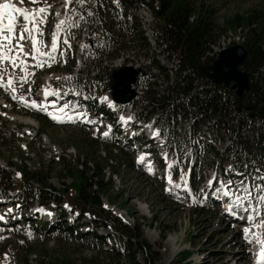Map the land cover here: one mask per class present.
<instances>
[{"label": "rangeland", "instance_id": "1", "mask_svg": "<svg viewBox=\"0 0 264 264\" xmlns=\"http://www.w3.org/2000/svg\"><path fill=\"white\" fill-rule=\"evenodd\" d=\"M192 1L199 7L212 8L215 13L213 20L221 28H226L225 22L232 17L251 12L259 13L264 8V0ZM53 4L58 7L59 0H46V3L44 1L40 3L41 6H48L47 8H52ZM52 13L49 14L48 21L52 19ZM78 26H82V24L79 23L74 27L77 28ZM49 28L50 25L45 27L46 30ZM243 32L241 29L235 33L226 31L214 47L211 55H216L221 49L234 45V42L237 43ZM148 44L151 48L150 51L147 50V45L144 43L142 45L146 50L127 47L122 50L123 56L109 65L113 67L119 63H128L140 66L145 69L146 77L148 75L146 64L152 58H155L156 62H160L161 66L168 68L171 63L166 62L167 59L165 60L164 55L159 50L161 47L158 44L155 47L151 43ZM120 58L121 60H119ZM61 59L66 62L59 64ZM96 62L97 60L88 61L83 55H75L74 51L71 50L67 54L60 55L57 62L53 64L55 69L39 67L40 73L28 83L21 82L22 77L26 78L23 69L14 71L6 68L5 74L14 76L15 80H18V83H15L17 91L31 99L35 94L40 95L41 90L48 85V81L51 79L50 87L53 88L59 87L61 89L65 85L74 86L75 80H72L71 77L77 73L87 74L88 70L77 71L73 68L87 63L88 66H92ZM103 66L108 67L106 64ZM86 69H90V67ZM153 72L156 71L153 70ZM106 74L107 71H105ZM149 82H155V85L150 87ZM149 82L144 78L140 79L137 86L139 97L135 102V107L132 106L136 109L134 112L137 114L131 116L132 120L143 117L144 111L139 109V106H144L153 100L155 93L163 97L167 89L174 84L172 78L166 80L162 76L151 78ZM0 103L7 106V109L0 108V167L14 171L13 167L25 164L30 172L48 175L47 186L53 187L58 192L66 188L71 190V186L74 185V181L64 175L66 169L76 164H84L87 155L99 158L98 162L103 165L105 176L104 191L98 193L100 209L111 212L121 221L126 222L128 226L134 228L135 232L140 235L139 241L142 245L141 248L137 249L135 258L138 264H237L240 257H243L240 260L243 264H253L255 257L251 253L252 246L245 243L242 231H239L234 225H229L225 218L215 211L202 212L200 210L201 204L192 203L189 192H187L188 195L185 194L184 186L189 185L188 175L185 184L183 183L184 176L183 180L180 178L181 170L183 173H188L192 169L191 162L194 163L196 175L191 180V185L198 189L195 195L201 197V190L209 191L208 182L213 177V174L208 176L206 173L210 169L214 170L213 173H221L226 167L224 165L232 161L231 155L224 151L230 140L226 135L212 128L211 124L204 128L200 127L204 132L203 135H200L198 131L197 133L193 132L194 126L191 119L181 122L176 128L178 132L172 128L176 132L175 136H178V133L180 136L178 140L180 147L171 148V153L175 155L173 159H177L176 172L177 176L179 175L177 184L183 183L181 187L183 189L179 190L178 195L180 197L186 195L184 201L178 202L164 191L162 174L156 178H150L144 175L138 167L131 170V160L136 158L137 162V157L133 154L130 157L121 158L122 153L118 149L123 148L125 151L131 152L126 142L113 145L105 140L108 136L102 137L101 134L97 135L96 132L85 127L52 125L30 114V109L26 114L20 111L17 104L5 103L3 92H0ZM125 110L129 115L134 114L132 109ZM105 118L107 119V117ZM256 118L251 119L253 124L261 122ZM234 126L231 125V127ZM146 127L145 129H148L149 133L153 132L149 126ZM233 130L239 132L240 137L248 141L257 138L252 136L250 129H244L239 125H236ZM191 138L193 139L191 140ZM186 146L188 147L187 150ZM214 152L223 155V159L221 161L215 160ZM227 172L224 177L228 175ZM35 184L36 187L39 186L37 185L39 183ZM74 194L76 193L74 192ZM61 197L63 198L58 202L61 204L49 203V201L44 200L39 202L44 205L41 206L34 201L31 206L26 205L24 209V211H28V215L20 216L16 208L18 203L22 201L13 193L5 197L0 192V203L4 204L3 212L9 214L5 220L12 222L13 226L0 227V251H4L1 255L0 264H12L14 258L22 261L29 256L31 264H34L35 261L33 260L36 258L34 254L41 250L46 251L51 257H57L62 250V254L75 261H81L83 258L94 259L97 256L96 251L79 244L76 239L68 241L67 237H62L61 244L63 247H61L57 245L61 237L58 233L56 236L47 235L44 238L32 229L36 217L49 220V215H53L56 218L61 208L70 212L73 217L79 214L73 212L68 202L70 201L68 196L61 195ZM8 206H11L13 213L5 209ZM83 222L87 224L82 227L80 232L92 234L89 237H92L93 234L110 237L106 240L104 249L111 253L112 251L118 252L123 257L121 261L115 264H129L127 245L119 235L113 230L103 227L102 222L95 223V219L89 216H86L81 224ZM28 250L33 252L29 254Z\"/></svg>", "mask_w": 264, "mask_h": 264}, {"label": "trees", "instance_id": "2", "mask_svg": "<svg viewBox=\"0 0 264 264\" xmlns=\"http://www.w3.org/2000/svg\"><path fill=\"white\" fill-rule=\"evenodd\" d=\"M214 15L212 8L199 7L192 0H161L159 7L155 9V16L159 22L157 43L172 65L174 84L167 89L163 97L152 101V110L160 116L158 125L163 133L167 128L170 129L172 121L179 114L184 116L188 114L194 119L202 117L206 121L216 120L217 125L219 123L224 125L234 144L238 142L242 146L243 140L228 127L227 121L236 120L240 127L262 132L256 142H259L258 146L248 147L251 153L247 152L249 158L245 160L253 161L250 157L252 155L264 162V159H261L264 157V115L258 117L261 120L259 124H253L251 119H248V113L240 110L238 100L231 95L230 90L223 86H214L198 76L201 67L214 60L210 56L212 47L217 45L226 31L235 33L241 29L244 31L241 45L248 50L244 68L253 75L252 90L246 102L264 110V8L259 13L251 12L232 17L225 22L226 28H221L214 22ZM152 64L162 70L159 75L162 74L169 80V74L163 71L155 60ZM145 117H149L148 114H145ZM98 160L96 156L87 155L84 164L74 165L65 170L66 178L74 181L71 189L76 192L75 195L67 188L63 191H55L53 187L47 186L48 175L30 172L25 164L17 166L21 172L20 177L14 172L0 168V188L4 192L17 190L27 201L40 192L41 202L58 201L61 194L64 196L65 192H68L70 203L75 209L90 214L102 222L104 227L111 228L128 239L129 264H138L135 258L137 249L142 245L139 241L140 235L111 212L100 209L98 193L104 191L105 176L104 167ZM35 183H39L40 187H34ZM94 188L96 190H93ZM61 230L69 231L68 241L76 239L79 244L96 251L97 256L94 259L83 258L81 261H75L62 254V250L57 257H51L46 251L41 250L34 254L36 256L33 260L34 264H115L123 259L120 253L114 251L111 253L104 249L105 237H100L98 234L92 237H89L92 234L86 236L80 234L82 237L80 238L75 236L74 228L69 226H64ZM133 240L135 244L131 243ZM62 241L63 239L60 238L57 245L63 247ZM29 258L30 256L23 264H31ZM22 262L18 260L17 264Z\"/></svg>", "mask_w": 264, "mask_h": 264}, {"label": "snow or ice", "instance_id": "3", "mask_svg": "<svg viewBox=\"0 0 264 264\" xmlns=\"http://www.w3.org/2000/svg\"><path fill=\"white\" fill-rule=\"evenodd\" d=\"M40 0H30V3L33 5L39 3ZM46 3V0H44ZM91 0H64V12L66 16H72L73 14L78 12V8L76 5H79L83 7L84 5L90 3ZM116 2V0H114ZM50 7V6H49ZM13 13H20L23 17V21L27 22L28 25L26 26L25 23L18 22L16 20V17L13 15ZM7 15L8 16V24L6 26L7 35L5 34V26L0 23V87H7L14 83V77L9 74L7 79V85L4 83V62L7 61L11 64L12 68H15L17 66V61L19 59V51H23V45H17L19 44V40L24 39H30L31 41V49L32 51H37V44H38V37L34 36L33 33H37L38 35H43V30L41 29L40 25H43L46 23V17L48 16V10L46 7L41 6L38 9H35L34 11H28L26 9L17 7L13 3L10 2V0H4L3 3H0V20L3 19V17ZM58 16L59 13H56ZM89 16L93 15V13L89 12ZM67 20H61L56 27L60 28L61 25L67 23ZM73 26H75V21H73ZM66 31V30H65ZM17 34L19 36V40H17L16 44H13V40L16 39ZM27 34V35H26ZM53 36L52 39V53H55L57 48V37L55 33H51ZM67 43V41H65ZM26 55L29 53H25ZM39 54V53H38ZM51 55V54H48ZM54 58V57H53ZM66 62V61H65ZM43 66V62H38L36 64V67ZM22 80L25 79L24 77L21 78ZM13 92L16 91L15 88L12 89ZM31 91V89H29ZM48 93L46 92L45 95ZM15 98V97H14ZM27 107H37V102L35 100L31 101V103H28L27 101H23ZM55 118V117H54ZM128 120H131V117L127 118ZM105 136L108 135L107 132L104 133ZM162 132L160 129H156L153 132V137L156 138L158 136H161ZM167 155V154H165ZM143 159V157H141ZM247 167V165H245ZM231 166H229V169H226V171H230ZM256 173H259L261 169L256 168ZM239 174V173H238ZM180 178L183 180V170L180 172ZM216 179V177H213L212 180H209L208 185L209 187L212 186L213 181ZM258 179L261 181V183H254L252 185H249L248 183L241 181L239 186L236 187L235 191L231 190H224L223 196L229 197L234 196V200L232 202H228L226 204L227 211L234 215L239 216L241 219L246 220L247 224L249 226L242 227V233H243V239H245L246 243L251 246L253 244H256L259 247V260L257 261V264H264V231H261V229H264V176H256L254 177V180ZM171 182V178H170ZM222 186L227 187L230 185H233V181L229 179L227 181V185H224V182L221 181ZM177 187H182L183 185H175ZM255 189L257 192V195H253L252 189ZM170 191V189H168ZM221 190L217 189V193H219ZM189 194L191 195L192 203H203L204 200L208 198V193L201 190V197H197L195 194L191 193V189H188ZM238 193V194H237ZM219 198V196L217 197ZM236 208H240L243 213L246 215L241 216L240 213L236 212ZM9 212L12 210L9 209ZM50 214V213H49ZM5 216L0 215V220H4ZM21 243H23L21 241Z\"/></svg>", "mask_w": 264, "mask_h": 264}, {"label": "water", "instance_id": "4", "mask_svg": "<svg viewBox=\"0 0 264 264\" xmlns=\"http://www.w3.org/2000/svg\"><path fill=\"white\" fill-rule=\"evenodd\" d=\"M248 57L247 49L242 45H232L219 52L217 59L210 65L201 69V77L211 81L216 86L224 85L234 91L240 106L245 99L246 92L251 89V74L243 69ZM141 70L127 67L113 73L112 97L121 104L131 102L136 92L132 89L137 82ZM245 110L251 108L246 106Z\"/></svg>", "mask_w": 264, "mask_h": 264}, {"label": "bare ground", "instance_id": "5", "mask_svg": "<svg viewBox=\"0 0 264 264\" xmlns=\"http://www.w3.org/2000/svg\"><path fill=\"white\" fill-rule=\"evenodd\" d=\"M4 2V0H0V3H3ZM10 2L11 3H13L14 5H16L17 7H20V8H23V9H25L24 7H22L23 6V4H20V0H10ZM47 8V7H46ZM49 9L50 8H47V10H48V15H49ZM31 12V11H30ZM17 17H22L21 16V14L20 13H17ZM46 19H47V17H46ZM61 20L59 19V22H60ZM0 23H2L4 26H5V32H7L6 31V26H7V24H8V22H7V19L5 18V17H3V19L2 20H0ZM27 26H30V25H28V23H27ZM62 26V25H61ZM61 28V27H60ZM60 28H56V32H55V34H57L58 32H59V30H60ZM49 83L51 82V81H48ZM5 85H7L6 84V82H5ZM4 91H7L8 93H11L10 91H11V88L9 87V86H7V87H4V89H3ZM147 128V127H146ZM151 129V128H150ZM146 130H148V129H146ZM149 132V131H148ZM150 135H153V132L152 133H149ZM255 136L257 137V138H255L254 140L257 142V140H258V138H259V133H256L255 134ZM148 168H150V166H148ZM256 254L258 255V253H259V247L257 246L256 247ZM242 256V255H241ZM241 259H243V257H240V259H239V261H237V264H243V262L242 261H240ZM253 264H256V261H254L253 262Z\"/></svg>", "mask_w": 264, "mask_h": 264}]
</instances>
